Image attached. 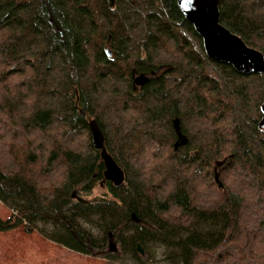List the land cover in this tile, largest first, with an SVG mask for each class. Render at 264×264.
<instances>
[{
    "label": "trees",
    "instance_id": "16d2710c",
    "mask_svg": "<svg viewBox=\"0 0 264 264\" xmlns=\"http://www.w3.org/2000/svg\"><path fill=\"white\" fill-rule=\"evenodd\" d=\"M219 11L264 56V0ZM263 99L264 76L209 59L177 0H0V130L19 141L0 146V231L104 264H264ZM91 119L120 186L102 182Z\"/></svg>",
    "mask_w": 264,
    "mask_h": 264
},
{
    "label": "water",
    "instance_id": "95a60500",
    "mask_svg": "<svg viewBox=\"0 0 264 264\" xmlns=\"http://www.w3.org/2000/svg\"><path fill=\"white\" fill-rule=\"evenodd\" d=\"M111 2L113 0H110ZM177 5L185 19L193 26L195 32L202 40L206 56L215 61L231 65L238 72L248 74H260L264 76V56L257 49L248 46L237 34L231 32L220 22L219 0H177ZM111 56V52L107 50ZM148 81L146 75H138L134 83L138 86ZM261 118L258 121V129L264 137V99L260 105ZM177 133V141L174 149L187 143V138L179 128L178 119L173 121ZM90 138L93 147L99 151L104 165L103 180L111 182L114 186H120L124 182V172L114 158L107 152L103 134L95 119L88 122ZM223 161L217 163L221 165ZM215 181H219V173L215 172ZM75 194H73V197ZM139 251L142 249L138 246Z\"/></svg>",
    "mask_w": 264,
    "mask_h": 264
},
{
    "label": "crops",
    "instance_id": "0c3cea01",
    "mask_svg": "<svg viewBox=\"0 0 264 264\" xmlns=\"http://www.w3.org/2000/svg\"><path fill=\"white\" fill-rule=\"evenodd\" d=\"M19 228V227H18ZM9 237L12 239L10 248L2 250L3 253H7V259L17 258V256L25 254L26 259L22 258L20 262H13L7 264H30L32 259H35L36 264H104L105 262L100 259H94L90 256L74 252L62 245L54 243L45 237L33 235H20L16 229H11ZM21 240L31 241L32 244L27 249V252L23 251V248H19L18 244Z\"/></svg>",
    "mask_w": 264,
    "mask_h": 264
},
{
    "label": "rangeland",
    "instance_id": "374dc122",
    "mask_svg": "<svg viewBox=\"0 0 264 264\" xmlns=\"http://www.w3.org/2000/svg\"><path fill=\"white\" fill-rule=\"evenodd\" d=\"M7 128H8V126L3 131L0 130V146H1V142H3V143L4 142H10L12 144H14L13 142H19L18 140H13L12 139L13 130H11V129L8 130L9 128L8 129ZM0 157L2 159H5L6 162L10 158V156L8 154H6L5 151L1 147H0ZM105 192L106 191H105V189L103 187L96 186L92 190V192L90 194L80 193L78 200L80 199V200H83V201H91L95 197L102 196ZM12 212H13L12 210L7 208L5 205H3L0 202V218L1 219L4 220V219L9 218ZM14 229H16L20 233V235H22V233H23V234H26L28 236L33 235V234L35 236H39L38 235L39 233L37 231H35V230L27 231V229L25 228L24 225H21V226H19V228L17 227V228H14ZM9 231H11V230H9ZM9 231H4V232L0 231V264H7V263H13V262L17 263V262H20L22 258L26 259V255L25 254L19 255V256H17V258L7 259L6 258V257H8L7 253H3L2 252V250L10 248V243H12V239L8 235L9 233H7ZM30 244H32L31 241L21 240L19 242L18 246H19V248H23V251L27 252V249L30 246ZM90 257H92L94 259H100V260L106 262V260L102 259L101 257H93V256H90ZM30 264H36L35 259H32L30 261Z\"/></svg>",
    "mask_w": 264,
    "mask_h": 264
},
{
    "label": "bare ground",
    "instance_id": "6f19581e",
    "mask_svg": "<svg viewBox=\"0 0 264 264\" xmlns=\"http://www.w3.org/2000/svg\"><path fill=\"white\" fill-rule=\"evenodd\" d=\"M21 78V77H20ZM15 82V81H14Z\"/></svg>",
    "mask_w": 264,
    "mask_h": 264
}]
</instances>
